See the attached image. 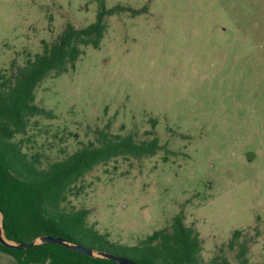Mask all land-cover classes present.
Instances as JSON below:
<instances>
[{"label": "rangeland", "instance_id": "obj_1", "mask_svg": "<svg viewBox=\"0 0 264 264\" xmlns=\"http://www.w3.org/2000/svg\"><path fill=\"white\" fill-rule=\"evenodd\" d=\"M98 48L51 72L16 136L41 166L100 145L99 131L161 148L97 164L64 205L117 244L134 245L182 214L200 232L204 264H264V0H106ZM98 0H0V72L13 76ZM156 121L155 127L153 122ZM241 235L234 248L229 242ZM0 264H17L0 251Z\"/></svg>", "mask_w": 264, "mask_h": 264}, {"label": "trees", "instance_id": "obj_2", "mask_svg": "<svg viewBox=\"0 0 264 264\" xmlns=\"http://www.w3.org/2000/svg\"><path fill=\"white\" fill-rule=\"evenodd\" d=\"M98 1L94 22L82 28L69 22L58 40L45 41L42 52L16 74L7 76L0 72V208L4 233L20 243L42 235L61 236L97 251L126 256L134 264H204L200 232L187 225L182 214L176 215L171 225L155 230L136 244L123 245L111 242L94 224H89V209H68L64 205L77 182L97 164L120 155L155 154L161 148L155 131L152 130V139L139 142L131 134L100 130V145H84L46 167L31 158L15 139L26 132L31 117L49 114L35 102L37 86L51 72L61 74L75 68L84 52L83 45L98 48L107 30V16L127 10L140 12L122 4L108 8L106 0ZM240 235V230L234 232L230 248H234ZM0 251L12 255L17 264H119L56 243L21 249L0 243ZM210 264L231 263L227 257L217 255Z\"/></svg>", "mask_w": 264, "mask_h": 264}, {"label": "water", "instance_id": "obj_3", "mask_svg": "<svg viewBox=\"0 0 264 264\" xmlns=\"http://www.w3.org/2000/svg\"><path fill=\"white\" fill-rule=\"evenodd\" d=\"M3 218L4 216L0 208V243L8 247L21 249V248L33 247L35 245H39L43 243H56L71 248L74 251L84 253L90 256L108 258L117 261L119 264H134V262L126 256L117 255L111 252L97 251L82 244L70 242L61 236L42 235L30 242H23V243L16 242L14 240L7 238V236L5 235L4 227H3Z\"/></svg>", "mask_w": 264, "mask_h": 264}]
</instances>
